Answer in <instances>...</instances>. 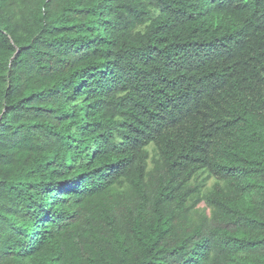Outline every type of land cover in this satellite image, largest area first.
<instances>
[{
  "label": "trees",
  "instance_id": "obj_1",
  "mask_svg": "<svg viewBox=\"0 0 264 264\" xmlns=\"http://www.w3.org/2000/svg\"><path fill=\"white\" fill-rule=\"evenodd\" d=\"M0 264H264V0H0Z\"/></svg>",
  "mask_w": 264,
  "mask_h": 264
}]
</instances>
